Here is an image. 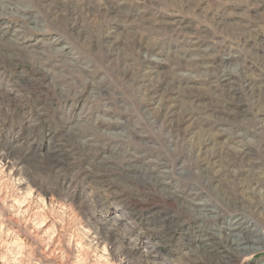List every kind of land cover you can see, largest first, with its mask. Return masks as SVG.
<instances>
[{"label": "rangeland", "instance_id": "rangeland-1", "mask_svg": "<svg viewBox=\"0 0 264 264\" xmlns=\"http://www.w3.org/2000/svg\"><path fill=\"white\" fill-rule=\"evenodd\" d=\"M0 264H264V0H0Z\"/></svg>", "mask_w": 264, "mask_h": 264}]
</instances>
